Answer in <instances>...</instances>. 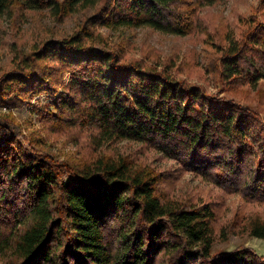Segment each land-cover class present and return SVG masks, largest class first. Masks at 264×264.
<instances>
[{"label":"trees","instance_id":"1","mask_svg":"<svg viewBox=\"0 0 264 264\" xmlns=\"http://www.w3.org/2000/svg\"><path fill=\"white\" fill-rule=\"evenodd\" d=\"M221 1L0 0V17L48 9L58 20L100 3L70 35L34 45L0 75L7 103L54 92L58 75L69 72L48 120L61 133L86 131L89 145L76 160L26 153L20 125L0 112V264H264L248 247L210 251L230 234L264 238V214L218 225L210 201L170 194L163 186L170 175L106 149L120 141L150 145L223 191L264 204V118L234 99L264 107V0L260 18L239 20L238 36L226 33L217 44L198 13ZM96 24L205 34L207 74L217 93L233 98L179 77L172 59L127 58L94 33Z\"/></svg>","mask_w":264,"mask_h":264},{"label":"rangeland","instance_id":"2","mask_svg":"<svg viewBox=\"0 0 264 264\" xmlns=\"http://www.w3.org/2000/svg\"><path fill=\"white\" fill-rule=\"evenodd\" d=\"M80 9L68 17L58 20L48 9H15L0 17V75L10 70L16 63L26 57L34 45L48 39H62L70 35L82 22L99 7ZM260 0H223L206 6L198 13V20L217 44L224 43L226 33L238 36L242 30L239 22L251 15L260 18ZM94 33L100 34L109 44L122 47L129 59L155 63L160 60L163 65L172 59L179 63L178 76L188 82L199 84L210 94L217 93L207 74L208 50L203 33L177 36L154 31L147 27L108 29L101 24L93 27ZM59 82L54 92L35 91L22 101L10 97L7 103L0 98V112L11 113L20 131L26 136L21 138V145L26 153L29 149L46 151L58 159H77L89 151L87 132L70 130L61 133L53 129L48 120V113H55V98L66 91L70 78L69 72L58 75ZM221 87V85H220ZM219 87V88H220ZM219 96L232 97L228 92L220 91ZM12 98V100H11ZM241 104L248 105L264 118V107L258 102H246L234 98ZM33 147H30V146ZM108 151H120L132 158L146 162L163 171L170 178L163 183L164 189L177 196L182 194L210 201L216 210L218 225L235 216L250 213L264 214V204H249L237 194L223 191L207 182L199 174L182 168L178 160L157 151L150 145L131 141H120L106 146ZM239 247L253 249L259 256H264V238L248 234H230L226 240H215L211 253L231 252Z\"/></svg>","mask_w":264,"mask_h":264}]
</instances>
